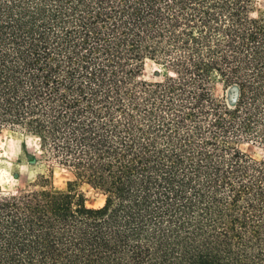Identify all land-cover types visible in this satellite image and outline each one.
Segmentation results:
<instances>
[{
  "label": "trees",
  "instance_id": "trees-1",
  "mask_svg": "<svg viewBox=\"0 0 264 264\" xmlns=\"http://www.w3.org/2000/svg\"><path fill=\"white\" fill-rule=\"evenodd\" d=\"M258 4L0 0V135L105 196L0 186V264H264Z\"/></svg>",
  "mask_w": 264,
  "mask_h": 264
},
{
  "label": "rangeland",
  "instance_id": "rangeland-1",
  "mask_svg": "<svg viewBox=\"0 0 264 264\" xmlns=\"http://www.w3.org/2000/svg\"><path fill=\"white\" fill-rule=\"evenodd\" d=\"M257 17L264 14V0H259ZM157 66L148 62L144 76L146 79H156ZM222 85L216 88L219 97H227L231 103L234 94ZM250 154L260 157L262 149L254 145H245ZM50 178L54 187L66 189L69 183L76 182L79 190L86 197L89 208H100L105 204V196L88 184L78 181L73 172L62 165L54 157L46 156L39 146V141L23 132L4 131L0 135V186L5 191H16L27 188L29 183L40 176Z\"/></svg>",
  "mask_w": 264,
  "mask_h": 264
},
{
  "label": "water",
  "instance_id": "water-1",
  "mask_svg": "<svg viewBox=\"0 0 264 264\" xmlns=\"http://www.w3.org/2000/svg\"><path fill=\"white\" fill-rule=\"evenodd\" d=\"M230 91L234 94V97L231 99L232 100L231 103L233 104L234 103V100H235L236 89L235 88H232Z\"/></svg>",
  "mask_w": 264,
  "mask_h": 264
},
{
  "label": "bare ground",
  "instance_id": "bare-ground-1",
  "mask_svg": "<svg viewBox=\"0 0 264 264\" xmlns=\"http://www.w3.org/2000/svg\"><path fill=\"white\" fill-rule=\"evenodd\" d=\"M236 102V101H235Z\"/></svg>",
  "mask_w": 264,
  "mask_h": 264
}]
</instances>
